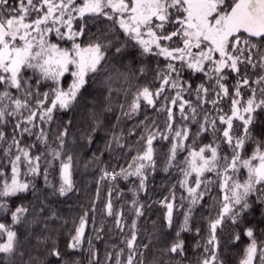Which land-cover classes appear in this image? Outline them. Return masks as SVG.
Returning a JSON list of instances; mask_svg holds the SVG:
<instances>
[{"label":"snow or ice","instance_id":"6c2138e0","mask_svg":"<svg viewBox=\"0 0 264 264\" xmlns=\"http://www.w3.org/2000/svg\"><path fill=\"white\" fill-rule=\"evenodd\" d=\"M133 52L137 53L134 59H156L152 84L158 87L138 88L130 105H120L112 128L122 119L132 121L143 115L128 135L143 131L134 145L126 142L123 131L112 132L104 150L110 154L119 150L121 155L114 157L117 163L101 167L96 197L74 223L67 252L53 244L49 256L54 259L48 264H69L65 256L85 251V242L89 264H101L89 229L97 242H106L105 227L112 217L123 247L113 244L104 264H144L150 244L139 237L138 221L145 207L139 194L147 191L149 176L157 171L155 144L161 141L170 143L163 170L175 168L180 176L169 195L156 202L165 209V227L176 228L165 251L184 257L182 236L192 231L194 214L218 207L214 217H203L208 221V238L199 264H227L221 258L217 235L226 220L243 228L235 233L233 245L241 236L249 241L239 264H264V240L257 239L255 224L243 227L251 221L264 222V144L255 141L251 155L245 156L252 140L250 126L264 112V0H0V216L10 212L12 221L10 225L0 222V264H17V258L20 264H40L36 257L25 261V253L18 252L15 229L27 220L31 209L21 203L13 210L11 201L29 191L34 198L48 189L61 197L76 191V163L66 152L72 121L64 124L54 140L50 139L51 125L57 112L73 111L86 93L92 95L101 76L108 85L113 72L125 81L136 75L121 73L116 67ZM144 74L142 66L139 75ZM233 77L234 83L229 84ZM120 91L108 87L106 99ZM105 111L111 112V106ZM148 112L166 113L163 130ZM91 118L89 144L105 126L94 111ZM241 127L243 132L237 135ZM206 135L211 136L210 142L197 148ZM134 148L136 154L127 159ZM185 152L180 166L178 157ZM92 160L100 163L101 156L93 153ZM57 170L58 187L50 179ZM40 177L42 189L36 184ZM120 180L130 183L127 194L131 198L125 203L132 214L131 224L123 205L120 210L114 208V194L116 199L126 195L123 189L117 191ZM101 181L114 187L108 189L97 227ZM207 200L212 203L206 206ZM112 231L109 226L107 232ZM200 233L197 228L195 234ZM194 247H201L200 242Z\"/></svg>","mask_w":264,"mask_h":264},{"label":"trees","instance_id":"16d2710c","mask_svg":"<svg viewBox=\"0 0 264 264\" xmlns=\"http://www.w3.org/2000/svg\"><path fill=\"white\" fill-rule=\"evenodd\" d=\"M11 2V0H10ZM103 27V25H99ZM95 31V28L92 29ZM85 42L87 39L85 38ZM137 57V53L133 52L130 56L124 58L122 65H117L121 73H135L128 81H125L123 77H117V73L113 72L112 80L108 85H105V77L101 76L96 85L95 91L92 95L85 94V97L70 112H57L56 121L51 125L50 139L55 138L59 131L63 129L64 124L68 121H72L71 129L67 138V150L70 152L75 160L76 168L74 170L73 179L75 181L76 191L69 193L65 197H61L58 194L53 195L51 189L43 191L36 198L33 197L31 191L26 194H21L19 198H14L11 201V207L13 210L18 204L25 203L31 209L27 220L24 223L16 226V231L19 236V251L25 253L24 260L27 261L29 257H36L40 264H48L54 258L49 256L52 250L53 244L58 247L61 252H67V243L70 239L69 233L74 231V223L79 222V217L83 215L85 209L91 208V201L96 197L97 180L101 176V167L108 164L117 163L115 156L121 155L119 150L112 152L104 150L105 142L111 137L113 131L120 133L123 131L126 142L129 145H134L138 139L140 132L143 129H138L135 135L129 136V130L134 124L139 123L143 119V115L137 119L128 121L122 119L118 126L113 129L112 125L117 124L116 117L120 115V105H130L132 102L133 94L142 88L146 84L152 85L153 89L158 87V84H152L155 76L156 59L154 57L134 59ZM161 66L164 61L161 59ZM145 68V74L139 75L140 67ZM199 77L196 82L199 81ZM234 83L233 79L229 80V84ZM121 89L119 94L112 93L111 99L108 100L107 88ZM124 90H128L127 96L124 94ZM43 91V89H42ZM247 98V97H245ZM230 104V101L228 102ZM112 108L111 112L105 111L106 108ZM227 107L225 111H227ZM94 111L97 114V118L104 121V127L99 130V134H94L95 142L89 144L88 134L92 133L93 119L91 118V112ZM147 115L155 117L160 124L161 129L164 128V122L166 120V113L157 115L154 112H148ZM151 121H149L150 123ZM179 123V121H177ZM239 123V122H237ZM252 140L249 141L245 156L251 155L255 148V141H260L264 144V112H260L255 123L250 126ZM197 128L193 127L192 131L195 134ZM10 132L11 129L9 128ZM242 127L237 132V135L242 134ZM83 135V138H82ZM10 138V137H9ZM211 140L210 135H206L202 138V141L197 143V148L203 146V144L209 143ZM26 142H29L26 140ZM191 143V141H188ZM55 146V144L53 145ZM158 149V168L154 174H150L147 182V191L139 194V199L144 204V216L139 219V237L142 243H149L150 246L147 251L144 252V264H199V260L203 254V243L208 238V221L203 217L209 215L215 216L218 211L217 208H213L211 212L204 209L198 210L194 214V219L191 222L192 231L185 233L182 239L186 241V255L184 257L169 254L165 250L170 247L174 240L176 228L174 227L169 231L165 227L164 212L165 209L157 201L162 200L169 195V190L172 184L176 183L180 179L177 169H172L170 172H165L163 169L167 160L166 153L170 147L168 142H158L155 144ZM115 148V145H113ZM38 151L43 150L38 148ZM142 150V146H141ZM225 152L229 150L224 148ZM103 152V155L101 153ZM93 153L101 156L100 163H96L92 160ZM135 148L128 155L127 159H131V155H135ZM187 156V152L179 155L177 163L183 166L182 161ZM123 163V157L120 161ZM126 166V165H125ZM118 170V169H117ZM50 179L54 181L56 186H59L58 170L50 176ZM138 183V182H137ZM38 188H43V178L40 177L36 181ZM110 187L114 185L109 181H101L100 184V200L97 203L96 213V226L99 227L101 220L103 219V212L101 211L106 202L107 192ZM117 191L123 189L126 195L122 199H116L115 194L113 196L114 208L116 210L121 209L123 205L124 214L127 218V223L131 224L132 214L128 212V204L126 200H130V194H127V189L130 187L128 181L120 180L117 182ZM179 195V191L177 192ZM216 195V193H213ZM44 197H47L44 200ZM43 201V204L41 203ZM211 200L205 201L206 206L211 204ZM43 211L41 212V208ZM53 213L55 217L53 218ZM182 219V214L177 219V227L179 221ZM115 217L108 220L105 232L107 233L106 242H97L94 238V234L89 229V235L93 236V242L100 251V261L104 264L105 255L108 251H113L112 245L115 244L118 247H123L120 243V235L114 227ZM0 222L11 224V213L3 214L0 216ZM255 224L256 236L258 240H264V233L260 230L264 229V222L259 220L246 223L243 227H251ZM111 226L113 231L108 233L107 228ZM197 228L201 229L200 235L195 234ZM241 226H233L231 220L224 222L222 230H218L217 235L220 239V253L221 258L227 260V264H239V259L243 255V249L249 242L247 238L241 236L240 242L233 245L232 240L237 231L242 232ZM127 233V230H126ZM130 237V233H127ZM200 242L201 247L198 249L194 246ZM83 248L85 251L77 250L71 257L65 256V260L69 264H73L75 261H79V264H89L90 254L86 251L88 248L87 242L84 243ZM118 250V249H117ZM127 252H125V259ZM17 264H20L19 258H17Z\"/></svg>","mask_w":264,"mask_h":264},{"label":"rangeland","instance_id":"374dc122","mask_svg":"<svg viewBox=\"0 0 264 264\" xmlns=\"http://www.w3.org/2000/svg\"><path fill=\"white\" fill-rule=\"evenodd\" d=\"M246 99V98H245Z\"/></svg>","mask_w":264,"mask_h":264}]
</instances>
